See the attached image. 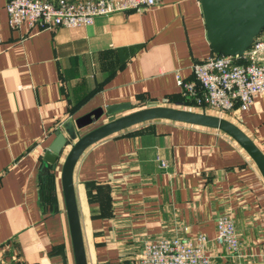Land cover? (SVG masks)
Masks as SVG:
<instances>
[{
	"label": "crops",
	"instance_id": "crops-1",
	"mask_svg": "<svg viewBox=\"0 0 264 264\" xmlns=\"http://www.w3.org/2000/svg\"><path fill=\"white\" fill-rule=\"evenodd\" d=\"M6 2L0 0V264H75L59 177L67 149L53 173L39 174L54 132L99 107L120 109L96 125L149 106L201 112L175 77L193 82L192 63L213 52L198 0H160L91 25L44 30L10 28ZM223 118L264 155V93ZM73 184L87 264H125L144 241L197 234L207 237L213 264H264V180L220 130L169 120L129 127L82 153ZM220 215L234 221L235 252L215 240Z\"/></svg>",
	"mask_w": 264,
	"mask_h": 264
},
{
	"label": "built area",
	"instance_id": "built-area-1",
	"mask_svg": "<svg viewBox=\"0 0 264 264\" xmlns=\"http://www.w3.org/2000/svg\"><path fill=\"white\" fill-rule=\"evenodd\" d=\"M160 0H7L4 10L7 24L16 29L25 23L38 30L55 27L91 25L97 17L116 12L144 11ZM193 82L176 74V83L191 95L203 110L226 117L237 110H247L264 93V31L240 56L212 54L191 65ZM161 167L166 163L161 161ZM216 242L227 252H235L239 239L228 215L216 218ZM207 237H174L144 241L137 255L125 264H213L205 253Z\"/></svg>",
	"mask_w": 264,
	"mask_h": 264
},
{
	"label": "water",
	"instance_id": "water-1",
	"mask_svg": "<svg viewBox=\"0 0 264 264\" xmlns=\"http://www.w3.org/2000/svg\"><path fill=\"white\" fill-rule=\"evenodd\" d=\"M206 39L214 54L240 56L264 31V0H198ZM177 106H179L177 104ZM120 107L95 108L66 121L54 132L46 148L39 174L48 177L67 149L59 170L60 185L75 264H87L79 223L73 171L82 153L94 143L129 127L152 121L169 120L220 130L251 158L264 180V155L254 142L235 124L215 115L177 107L149 106L96 125L100 119L112 118ZM96 127L81 134L89 126Z\"/></svg>",
	"mask_w": 264,
	"mask_h": 264
},
{
	"label": "rangeland",
	"instance_id": "rangeland-1",
	"mask_svg": "<svg viewBox=\"0 0 264 264\" xmlns=\"http://www.w3.org/2000/svg\"><path fill=\"white\" fill-rule=\"evenodd\" d=\"M50 1H56V0H50ZM69 1H74V0H69ZM208 113V112H207ZM210 114V113H209ZM212 114V113H211Z\"/></svg>",
	"mask_w": 264,
	"mask_h": 264
},
{
	"label": "trees",
	"instance_id": "trees-1",
	"mask_svg": "<svg viewBox=\"0 0 264 264\" xmlns=\"http://www.w3.org/2000/svg\"><path fill=\"white\" fill-rule=\"evenodd\" d=\"M212 55V54H211Z\"/></svg>",
	"mask_w": 264,
	"mask_h": 264
}]
</instances>
